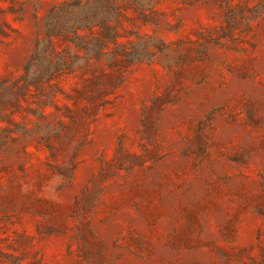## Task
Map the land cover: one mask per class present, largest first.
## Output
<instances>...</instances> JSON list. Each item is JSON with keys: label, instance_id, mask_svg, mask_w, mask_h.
<instances>
[{"label": "rangeland", "instance_id": "1", "mask_svg": "<svg viewBox=\"0 0 264 264\" xmlns=\"http://www.w3.org/2000/svg\"><path fill=\"white\" fill-rule=\"evenodd\" d=\"M0 264H264V0H0Z\"/></svg>", "mask_w": 264, "mask_h": 264}, {"label": "trees", "instance_id": "2", "mask_svg": "<svg viewBox=\"0 0 264 264\" xmlns=\"http://www.w3.org/2000/svg\"><path fill=\"white\" fill-rule=\"evenodd\" d=\"M115 40V39H114ZM125 57V60H128L127 57H129L127 54H123ZM122 56V54H121ZM132 64V62H130ZM32 67H35V58L32 59V61H30V63L28 64V67H26L25 69V73L28 74L29 73V69H31ZM57 73V71L55 69H50L49 67L47 68H41L38 71V76L37 79L34 80V82L31 84V82H26L25 85V89L28 90L30 85H33L35 87L37 86H42V84H47L50 85L51 81L55 78V74Z\"/></svg>", "mask_w": 264, "mask_h": 264}]
</instances>
